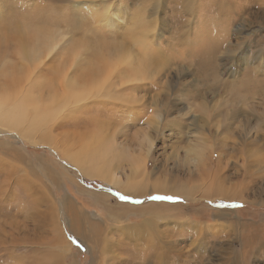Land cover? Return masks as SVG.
Here are the masks:
<instances>
[{
    "label": "rangeland",
    "instance_id": "374dc122",
    "mask_svg": "<svg viewBox=\"0 0 264 264\" xmlns=\"http://www.w3.org/2000/svg\"><path fill=\"white\" fill-rule=\"evenodd\" d=\"M49 29L46 78L148 75L55 110L44 143L0 127V264H264V0H0V89Z\"/></svg>",
    "mask_w": 264,
    "mask_h": 264
},
{
    "label": "bare ground",
    "instance_id": "6f19581e",
    "mask_svg": "<svg viewBox=\"0 0 264 264\" xmlns=\"http://www.w3.org/2000/svg\"><path fill=\"white\" fill-rule=\"evenodd\" d=\"M214 3L216 2L214 1ZM95 19L99 21L97 17ZM56 31L58 32V39H62L63 35H61L59 29H55V31L49 29V35L43 37L37 45L35 43L33 46L26 48L23 43L20 42L18 44L15 57L20 64L11 65L15 68L13 74L7 78V81L11 83H6V86L0 89V127H4L10 131H17L23 139L31 142L44 143L42 140H46L48 132L42 133V131L48 128L54 129L52 127L53 121L57 122L60 118L55 114V110H67L68 106L77 109L79 106H85V103H88L87 101H94V98H87L88 94H99L98 98L107 100L112 98V92L114 91V86H116L119 91L123 90V92L116 95L115 99L117 101L120 100L122 103H133L131 99L122 97L123 94H128L132 89H130V85L119 84V79L141 81L148 75L146 72L141 71V69L130 68L129 79L123 73L118 74L115 72V69L109 71L106 75L99 76L89 67L79 75L72 74L71 72L64 73L63 69L56 71V74H52V71L50 77L46 78L41 73V67L55 48ZM109 57L117 59L115 68L124 62L130 65V57L121 56L116 53ZM97 59L98 56L96 55L94 60ZM6 65V54L2 53L0 56V70L5 71L1 74V77H6ZM17 68H19L18 70L22 74L17 73ZM154 75L152 73V76ZM28 106L31 109H27ZM30 112L31 117L29 116ZM49 118L52 119L48 120ZM49 121H51V124L48 126ZM41 124H44V127H41ZM63 147L60 150L66 151ZM75 147L79 149L95 148L103 152L104 155L108 153L107 146L103 140L95 137H89L88 141ZM72 155L75 157L76 164L79 165L83 161L80 156L76 157L75 153H72ZM87 173L93 179L102 177V172L98 168L91 167L90 170H87ZM107 178H109L108 183L113 186H120L121 183L117 175L114 174L112 177L107 176ZM125 186L128 188L127 184ZM106 253L108 252L106 251Z\"/></svg>",
    "mask_w": 264,
    "mask_h": 264
},
{
    "label": "snow or ice",
    "instance_id": "6c2138e0",
    "mask_svg": "<svg viewBox=\"0 0 264 264\" xmlns=\"http://www.w3.org/2000/svg\"><path fill=\"white\" fill-rule=\"evenodd\" d=\"M166 199H172L171 197H165Z\"/></svg>",
    "mask_w": 264,
    "mask_h": 264
}]
</instances>
